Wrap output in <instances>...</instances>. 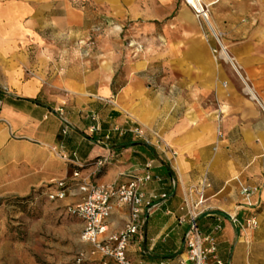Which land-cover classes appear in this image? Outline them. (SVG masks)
<instances>
[{
  "label": "crops",
  "instance_id": "1",
  "mask_svg": "<svg viewBox=\"0 0 264 264\" xmlns=\"http://www.w3.org/2000/svg\"><path fill=\"white\" fill-rule=\"evenodd\" d=\"M204 2L225 16L213 20L219 34L241 30L223 52L181 0H0V191L47 196L63 183L52 201L64 208L82 200L81 183L148 172L145 192L168 198L129 241L132 264L184 261L178 219L193 210L223 264H264V51L238 23L264 21V0ZM61 145L71 163L54 156ZM234 216L256 226L243 232ZM129 221V207L113 204L105 238Z\"/></svg>",
  "mask_w": 264,
  "mask_h": 264
},
{
  "label": "built area",
  "instance_id": "2",
  "mask_svg": "<svg viewBox=\"0 0 264 264\" xmlns=\"http://www.w3.org/2000/svg\"><path fill=\"white\" fill-rule=\"evenodd\" d=\"M187 5L195 13L196 18L208 19V10L204 5L202 6L204 13H199L188 3ZM55 113L62 116V108L56 109ZM90 119L92 122L96 121L92 115ZM67 129L68 127L65 125L63 133H66ZM116 131L119 130L116 129ZM87 132L93 135L99 133L100 128L98 125L93 124L87 128ZM130 132L136 136L140 134L138 128H133ZM54 156L65 163L72 162L64 145L54 151ZM104 163L105 159H98L94 165L99 170ZM72 177L74 179L78 178V172L75 171ZM152 179L151 174L147 172L143 176L131 178L119 186L96 187L89 183H81L78 189L83 194L82 200L75 205H69L64 208L67 216L77 218L83 222L80 240L84 244L91 245L101 255L102 264H132L126 257V248L129 241L136 234L144 215H147L159 202L168 198L167 194H156L154 192L147 194L145 192L147 184ZM155 179L159 181L158 178ZM64 187L63 183L58 184L56 189L47 193V197L50 200L62 199L64 196L62 189ZM243 193L248 194L247 191ZM204 201V190L201 189L198 192L197 201L193 208H197ZM113 204L129 207L130 221L125 228L105 238L107 232L106 221L110 216ZM198 217L199 213L193 210L188 215L178 219L180 224L187 226V231L184 234L186 256L185 260L181 261L180 264H223L217 256L215 239L212 236L203 235L199 231L197 227ZM231 220L243 232L256 226L253 219H250L245 224L235 216Z\"/></svg>",
  "mask_w": 264,
  "mask_h": 264
},
{
  "label": "rangeland",
  "instance_id": "3",
  "mask_svg": "<svg viewBox=\"0 0 264 264\" xmlns=\"http://www.w3.org/2000/svg\"><path fill=\"white\" fill-rule=\"evenodd\" d=\"M181 1L187 5L185 0ZM202 2L208 10V19L196 18L187 6L199 28L216 42L219 52L226 49L221 46L223 40L243 38L241 30H225V36L214 30L213 20L225 16L213 15L212 4ZM240 19L239 27H251L248 34L258 41V49L264 51V32L261 31L264 21L256 15ZM5 171H0V184L5 180ZM63 209L39 192L18 195L0 191V264H102L81 242L82 226L78 219L67 216Z\"/></svg>",
  "mask_w": 264,
  "mask_h": 264
},
{
  "label": "bare ground",
  "instance_id": "4",
  "mask_svg": "<svg viewBox=\"0 0 264 264\" xmlns=\"http://www.w3.org/2000/svg\"><path fill=\"white\" fill-rule=\"evenodd\" d=\"M192 8H195L196 11L199 13L203 12L202 6L203 2L202 0H187L186 1ZM204 13V12H203Z\"/></svg>",
  "mask_w": 264,
  "mask_h": 264
},
{
  "label": "trees",
  "instance_id": "5",
  "mask_svg": "<svg viewBox=\"0 0 264 264\" xmlns=\"http://www.w3.org/2000/svg\"><path fill=\"white\" fill-rule=\"evenodd\" d=\"M65 208V207H64ZM64 210V209H63Z\"/></svg>",
  "mask_w": 264,
  "mask_h": 264
}]
</instances>
